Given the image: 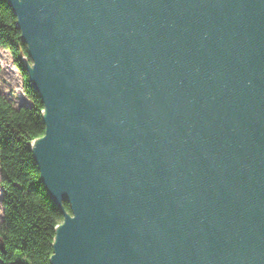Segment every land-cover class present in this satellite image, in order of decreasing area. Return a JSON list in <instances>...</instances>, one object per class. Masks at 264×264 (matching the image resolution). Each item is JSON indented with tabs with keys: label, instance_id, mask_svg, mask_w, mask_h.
<instances>
[{
	"label": "water",
	"instance_id": "95a60500",
	"mask_svg": "<svg viewBox=\"0 0 264 264\" xmlns=\"http://www.w3.org/2000/svg\"><path fill=\"white\" fill-rule=\"evenodd\" d=\"M8 1L51 264H264V0Z\"/></svg>",
	"mask_w": 264,
	"mask_h": 264
},
{
	"label": "trees",
	"instance_id": "16d2710c",
	"mask_svg": "<svg viewBox=\"0 0 264 264\" xmlns=\"http://www.w3.org/2000/svg\"><path fill=\"white\" fill-rule=\"evenodd\" d=\"M16 21L9 1L0 0V48L12 56L32 102L16 107L0 93V264H51L56 227L64 214L50 198L31 150V142L45 133L44 103L29 81L24 62L28 50ZM64 206L71 212L68 202Z\"/></svg>",
	"mask_w": 264,
	"mask_h": 264
},
{
	"label": "rangeland",
	"instance_id": "374dc122",
	"mask_svg": "<svg viewBox=\"0 0 264 264\" xmlns=\"http://www.w3.org/2000/svg\"><path fill=\"white\" fill-rule=\"evenodd\" d=\"M23 81L24 77L14 66L10 53L0 48V93L9 97L16 107L32 104L24 94ZM3 215V189L0 184V223L3 220Z\"/></svg>",
	"mask_w": 264,
	"mask_h": 264
}]
</instances>
